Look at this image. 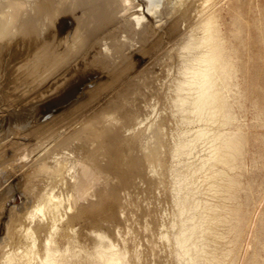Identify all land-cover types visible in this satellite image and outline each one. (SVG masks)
<instances>
[{
	"label": "bare ground",
	"instance_id": "6f19581e",
	"mask_svg": "<svg viewBox=\"0 0 264 264\" xmlns=\"http://www.w3.org/2000/svg\"><path fill=\"white\" fill-rule=\"evenodd\" d=\"M140 1L0 0V67L3 54L13 51L14 59L22 62L16 69L19 67L24 82L31 86L29 88L39 91L35 90L40 93L41 102L71 88L85 94L80 102L62 110L61 114L55 111L59 115L51 116L43 124L34 122L28 127V106L19 112H11V115L16 114L12 120L22 125V129L15 137L5 136L0 143V174L9 175L11 181H16L17 194L23 195L24 201L21 210L16 207V214L12 209L10 217L7 216V211L9 215L12 213L9 208L0 209V264H250V259H254L255 253L251 258L247 256L250 241L244 240L252 229L255 216L247 209L250 191L241 196L235 174L242 165L248 134L238 125L235 110L243 107L250 91V107L255 109L256 117L264 127V0H256L250 20H241L238 9L230 4L226 9L233 14L226 32L220 23L223 10L220 4L224 0H174L171 10L167 11L155 9L159 5L151 6L152 9L147 7V14L159 12L163 15L166 12V17L162 16L166 18V24L161 22L162 17L160 22L155 21L153 15L156 14L145 17L146 14L140 10ZM147 2L150 5L160 1ZM65 16L70 18L66 20V27L69 25L70 30L63 38L54 39L49 26L57 22L60 25L58 19ZM182 25L183 30L180 29ZM242 31L248 33L247 36L242 37ZM164 32L175 34L171 38L175 41L171 45L168 43L172 53L167 56L170 52L167 46V54H163L166 56L162 55L165 59H160L164 62L168 57V60L174 59L178 63L175 78L172 84L169 82V94L164 99L170 111L168 114L175 116L178 127H181L166 155L160 152L164 146L161 139L164 138L159 136L158 128L152 127L153 130L149 127L154 131L150 134L152 137L149 135L151 139L140 144L138 136L143 122L138 119L136 109L128 110L133 108V101L128 98L139 96L141 81L135 79L130 83V77L124 75L129 67L126 66L129 53L134 52V47L141 48L149 43V39L160 37ZM17 35L20 37L15 40ZM242 46H250L249 87L242 86L237 77L244 66L240 59ZM73 66L75 73L95 68L98 72L93 73L97 75L115 73L117 79L122 74L128 81L127 86L120 82L125 87L121 94L98 108L96 102L102 98L100 96L107 86L98 83L93 87H83V82L90 78L82 82L73 80L68 84L69 78L64 75L70 71L65 67L71 69ZM110 68L109 73L107 69ZM161 69V74L167 70ZM42 95L46 96L41 98ZM74 97L75 93H72L66 100ZM166 115L163 116L162 112L163 118H167ZM149 118L155 119L156 116ZM160 122L164 127L166 122ZM150 125L146 123V127ZM191 125L197 126L195 130H189ZM182 126L191 128L183 129ZM166 139L168 144L173 140ZM200 143L206 145L207 153L205 149L204 153L200 152L201 149L198 152L201 156L205 154L204 157L194 163L195 158L191 155L192 164H183ZM251 145L264 149V133L254 137L250 135ZM193 153L196 154V150ZM168 173L173 175L171 182L165 180ZM154 179L160 180V186ZM140 183L145 184V187L141 185L146 193L142 196L141 191L143 198L137 196L140 195L137 191ZM157 191L163 197L166 192L172 194L173 210H170L168 222L161 217L163 214L157 216V207L156 211L152 208V201L162 197L156 196ZM203 194L208 198L205 195L201 198ZM17 199L18 196L5 206ZM145 200L148 203H144ZM139 203L152 206H148L152 208L150 210L141 208L145 209L144 218H149L142 224L144 228L138 229V233L140 229L147 233H143L145 241L141 243L145 246H137L135 237L130 236L135 226L131 227L133 233L126 227L132 220L125 224L130 233L127 239L118 235L119 244L110 241L113 234L111 232L110 238L107 237L108 234L102 231L103 225L108 228L118 220L122 210L134 209L135 212V208L141 205ZM164 204L156 206L162 210ZM257 206L254 203L253 208ZM164 211L165 208L162 213ZM134 212H126L127 217ZM5 214L8 218L3 224L1 219L6 217ZM157 217L164 220L160 218L159 223ZM114 227L115 235L121 233H117L118 227ZM262 230L264 235V228Z\"/></svg>",
	"mask_w": 264,
	"mask_h": 264
},
{
	"label": "rangeland",
	"instance_id": "374dc122",
	"mask_svg": "<svg viewBox=\"0 0 264 264\" xmlns=\"http://www.w3.org/2000/svg\"><path fill=\"white\" fill-rule=\"evenodd\" d=\"M160 2H158V3H156V4H151L150 3V5H149V2H147V0H141L140 2V10L142 11V12H144V14H146V16L145 17H147V15H149V14H147L146 12L148 11L147 10V7L150 9L151 8V6H152V8L154 7L153 5H155V6H157V5H159V6H157V7H155V9L156 8H158V10H160V9H162V10H164V9H166V11L167 10H171L170 8L173 6V2H174V0L172 1V0H159ZM171 1H172V3H171ZM230 1V2H229ZM148 3V4H147ZM171 3V4H170ZM223 3V4H222ZM220 5H221V7H223V10H221V13H220V23H221V28H222V30L224 31V32H226L227 31V29L230 27V23H231V15L233 14V13H229L228 11H227V7H229L230 6V4H232L234 7H236L238 10H240V11H238L237 10V12H238V14L240 15V19L241 20H245V19H247V20H250V16H251V12H252V8H254V6H255V4H256V0H224L223 2H222ZM163 4V5H162ZM169 4H170V6H169ZM161 5V6H160ZM161 7H163V8H161ZM169 7V8H168ZM151 8V9H152ZM152 14H156L155 16L153 15V17H154V19H155V21H157V22H160V17H162V16H164V17H166V12L164 13L163 12V15L162 14H160L159 15V12H154V13H152ZM152 14H150L151 16H152ZM159 16V17H158ZM164 17H162L163 18V20H161V22L163 23V22H167V20H166V18L164 19ZM67 18H68V20H67ZM149 18V17H148ZM69 16L67 17V16H65V17H62V18H60V19H58V21H60L61 23H60V25L58 24V22H57V24H55V25H51V26H49L50 28H52V29H50V30H52V31H50L49 29V32H51L54 36V39L56 38H60L61 39V37L63 38L68 32H69V30H70V26L69 25H67V27H66V20L67 21H69ZM166 22L164 23V24H166ZM242 22V21H241ZM57 26V27H56ZM61 26H63V27H61ZM65 26V27H64ZM61 27V28H60ZM183 28H184V26L182 25L181 27H180V29H182L183 30ZM58 31H57V30ZM48 30H46V31H44L43 32V34H42V36H45V32H47ZM56 30V31H55ZM55 31V32H54ZM55 33V34H54ZM165 33H168V35H166ZM57 34V35H56ZM162 34V33H161ZM170 34V35H169ZM242 37H245V36H247V34L248 33H246L245 31H242ZM164 35V36H163ZM250 35V34H249ZM42 36L40 37V39L42 38ZM171 36V37H170ZM175 36V34H171V32H164L162 35H160V37L159 36H155V37H153V39H149L150 41H149V43H147L146 45H143L141 48H140V46H138V48L136 47H134V52H132V54H130L129 53V58L131 59L130 61H128L129 60V58H128V60H127V62H126V66H129L128 67V69H126V71L124 72V75H128L130 78V80H128V81H130V83L132 82V81H134L135 79H138L139 80V82L141 81V83L139 84L140 85V87H139V89H140V94H139V96H134V97H132V99L131 98H128V99H130V101H133L132 102V106H133V108H131V109H129L128 108V110L129 111H132V110H134V109H136V112H138V113H136L137 114V116H138V119L140 120V121H142L143 122V125H142V132H139V133H141V134H139V136H138V138H139V140H140V144H145L146 142L145 141H147V139L148 140H150L151 138L149 137V135L151 134V132H152V134H153V130H155V129H153V128H158L159 130H158V132L160 133L159 134V136H161V138H164V139H161L162 140V144H164V146L162 145L161 146V149H162V151H161V149H160V152L161 153H163V154H165L166 152H167V154H168V151L170 150L169 148H171L170 147V145L172 146V144H173V141L174 140H176V136H178V132H180V131H178L179 130V128H180V130H181V127H178V125H177V119H176V117L175 116H171V115H169L170 114V111H169V109L167 110V108H168V106H167V102H166V100L164 99V98H166L167 96H168V94H169V90H168V88L171 86L170 84H172L171 82H172V80L175 78V76L174 75H176V70H177V65H178V63L176 62V60H174V59H169L168 60V57H166V59H167V61L166 60H164V62L160 59V58H164L166 55H163V54H167V53H165V52H167L166 51V48L165 47H167L168 46V48H167V50H170L169 48H172L171 46H169V45H171L172 43H174V42H172V41H175V39L173 40V39H171V38H173ZM19 37L20 36H18L17 35V37L15 38V40L17 39H19ZM155 38V39H154ZM161 38V39H160ZM166 38H167V40H166ZM165 41H164V40ZM161 41V43H160V41ZM171 42H170V41ZM158 42L160 43V45L162 44V46H160V45H158ZM151 43H152V45L154 46H151ZM167 44V45H165V44ZM168 43H169V45H168ZM157 46H156V45ZM145 47V48H144ZM153 47V48H152ZM159 47V48H158ZM157 48V49H156ZM162 48V49H161ZM136 49H138V51H135ZM143 49H146V50H143ZM151 51H150V50ZM160 49V50H159ZM142 50V51H141ZM154 50V51H153ZM156 50V51H155ZM159 50V51H158ZM165 50V51H164ZM150 52L149 54L147 53V52ZM13 51H10L9 53H7V55L6 54H3V56H2V59H1V67H0V143H1V141L2 140H4V137L5 136H9L10 138H12V137H15L16 136V134H18L19 132H20V129H22V125H20L16 120H12V117H13V115H16V114H13V115H11L12 113H15V112H19V111H21L22 109H24V108H27L26 106H28V109H27V112L29 113V116H28V118L29 119H27V121H28V127L29 126H31V125H33L32 123H38V124H43V123H45L46 121V119H48V120H50L51 119V116L52 117H54L55 115L57 116V115H59V114H61L62 113V110L63 111H65V109L67 110V108L69 107H72V106H74L76 103H78V102H80L83 98H84V96H85V94L84 93H77L78 91H75V88H71V89H68V90H66L65 92H63L62 94H60L59 96H56L55 98H51V99H49V100H46V101H42L41 102V100H40V93H36V91H38V90H36V89H32V88H29V86H30V84L29 83H26V82H24V76L23 75H20L21 74V71H19L20 69H19V67H17V69H16V66H20L21 65V61L19 62L18 60L16 61V59H14V55H12V54H15L14 52L12 53ZM136 52H139V53H136ZM140 52H142V53H140ZM154 52H156V53H154ZM161 52V53H160ZM133 53H135V55H133ZM170 53H172L171 52V50H170V52L168 53V55L167 56H169L170 55ZM138 54V55H137ZM141 54H143V55H141ZM146 54V55H145ZM150 54H152L151 56L152 57H154V59L150 56ZM9 55V56H8ZM132 55V56H131ZM164 57H163V56ZM126 56V55H125ZM159 56V57H158ZM11 57V58H10ZM132 57V58H131ZM146 57V58H145ZM160 59H158V58ZM7 58V59H6ZM145 58V59H144ZM152 58V59H151ZM155 59H158V60H155ZM165 59V58H164ZM240 59L242 60L241 61V63L242 64H244V66H243V68L241 69V72H238L237 73V77H238V80H239V82H241V84H242V86H247V87H249L250 86V46H247V47H240ZM126 60V59H125ZM153 60V61H152ZM161 61V62H160ZM171 61H173L172 63H171ZM175 61V62H174ZM7 62V63H6ZM15 62V63H14ZM147 62H149V63H147ZM164 64H163V63ZM3 63V64H2ZM10 63V64H9ZM17 63V64H16ZM153 63V64H152ZM169 63H171L170 65H171V68H170V65L168 66V64ZM12 64V65H11ZM132 64V65H131ZM166 64H167V66H166ZM156 65V66H155ZM162 65V66H161ZM176 65V66H175ZM152 66V67H151ZM173 66V67H172ZM143 67V68H142ZM146 68V70H145V68ZM148 67V68H147ZM160 67L165 71L164 73H162L163 75L165 74V78L163 77V75L161 74V72H160ZM165 67V68H164ZM11 68H13V69H11ZM68 68V67H67ZM66 67H65V69L66 70H69L70 72H66L65 73V75H64V77H66V78H69V79H67L68 80V84L69 83H71L73 80L76 82V81H79V82H82L83 80H88L89 78H90V80H88V82L87 81H84L85 82V84H84V82H83V84H82V86L83 87H93V86H95L96 84H98V83H103L104 85L103 86H107L106 88H105V92H104V94L102 95V96H100V97H102L101 99H98V102H96V107H98V108H101V106H104L103 104H105L104 102H108V101H110V100H114V98H115V96H118L119 94H121L120 92L121 91H123L124 90V88L127 86V83H128V81H127V79H124L125 78V76L123 75L122 76V74L120 75V76H117V79L115 78L116 77V75H115V73H112V75L111 74H107V72L105 73V75L106 76H104V74L103 75H97V74H94V73H96V72H98L97 71V69H87V70H83V71H78V72H74V66L71 68V69H67ZM151 68H153V69H151ZM174 68V69H173ZM64 69V68H63ZM148 69V70H147ZM161 69V71H163ZM10 70V71H9ZM72 70V71H71ZM133 70H135L136 72H134ZM150 70V71H149ZM2 71V72H1ZM63 71H65V70H63ZM94 71H96V72H94ZM107 71H109V73H110V71H111V68H110V70L109 69H107ZM128 71L130 72V73H128ZM132 71V72H131ZM141 71V72H140ZM175 71V72H174ZM82 72V73H81ZM92 72V73H91ZM94 72V73H93ZM138 72H140L139 74H140V76H138ZM167 72H169L168 74H167ZM70 73V74H69ZM75 73V74H74ZM90 73V74H89ZM134 73V74H133ZM143 73V74H142ZM152 73V74H151ZM72 74V75H71ZM94 74V75H93ZM15 75V76H14ZM135 77H134V76ZM137 75V76H136ZM156 76V77H154L155 79H154V81L155 82H153V78H152V76ZM170 75V76H169ZM110 76V77H109ZM127 76V77H128ZM168 76V77H167ZM18 77V78H17ZM101 77V78H100ZM109 79H108V78ZM141 77V78H140ZM143 77V78H142ZM144 77H145V79H144ZM12 78V79H11ZM132 78V79H131ZM146 78H148V79H146ZM159 78H161V79H159ZM14 79V80H13ZM20 79V80H19ZM111 79H113L112 80V82L110 81ZM120 79H121V81H120ZM123 79V80H122ZM151 79H152V81H151ZM156 79H157V82H156ZM169 81H168V80ZM143 80H145L144 82H143ZM99 81V82H98ZM101 81V82H100ZM106 81V82H105ZM115 81V82H114ZM153 83V85H152V83ZM167 81V82H166ZM18 82V83H17ZM125 86H123L121 83ZM135 82V81H134ZM169 82H170V84H169ZM106 83H109V84H106ZM144 83V84H143ZM147 83V84H146ZM151 83V84H150ZM166 83V84H165ZM13 84V85H12ZM22 84V85H21ZM119 84V85H118ZM162 84V86H160ZM169 84V85H168ZM88 85V86H87ZM93 85V86H92ZM108 85H110V86H108ZM118 85V86H117ZM156 87H155V86ZM143 86L145 87V88H143ZM155 89V90H153L152 89V87ZM160 86V87H159ZM31 87V86H30ZM142 87V88H141ZM149 87V88H148ZM151 87V88H150ZM109 88V89H108ZM149 90H148V89ZM157 88H161L160 89V93H159V89H157ZM164 88V89H163ZM115 89V90H114ZM117 89V90H116ZM145 89V90H144ZM17 90V91H16ZM36 90V91H35ZM107 90H111L110 92L109 91H107ZM114 90V91H113ZM120 90V91H119ZM142 90H144V91H142ZM148 90V91H147ZM156 90H158L156 93L157 94H153V93H155V92H153V91H156ZM33 91H35V92H33ZM146 91V92H145ZM164 91V92H163ZM39 92V91H38ZM149 93V94H146V93ZM22 95H21V94ZM25 93V94H24ZM35 94V96H33V94ZM72 93L74 94L75 93V97H74V103H72V104H70L69 106H67V107H65V108H63L62 110H54V109H52V108H54L56 105H58V104H61L62 102H64L65 100H66V97H68V96H70V95H72ZM111 93H112V95H111ZM167 93V94H166ZM81 94V95H80ZM105 94H106V96H105ZM118 94V95H117ZM144 96H143V95ZM146 94V95H145ZM47 95V94H46ZM46 95H42V97L41 98H43V97H45ZM63 95V96H62ZM111 95V96H113L112 97V99H111V96L109 97V96ZM150 96V97H148V96ZM151 95H154V96H152L151 97ZM160 95V96H159ZM164 95V96H163ZM11 96V97H10ZM66 96V97H65ZM105 96V97H104ZM144 98H146L147 100L146 101H144V99L142 98V97ZM147 96V97H146ZM13 97V98H12ZM59 97V98H58ZM76 97H78V98H76ZM104 97V98H103ZM109 97V98H108ZM140 97L142 98V100L140 99ZM9 98H10V100H9ZM28 98V99H27ZM39 98V99H38ZM107 98V99H106ZM139 98V99H138ZM153 98V99H152ZM30 99V100H29ZM73 99V98H72ZM106 99V100H105ZM15 100V101H14ZM152 100V101H151ZM232 98H230L229 99V101L230 102H232ZM22 101V102H21ZM28 101V102H27ZM27 102V103H26ZM103 102V103H102ZM136 102V103H135ZM151 102V103H150ZM23 103H25V104H23ZM36 103V104H35ZM100 103H102V104H100ZM153 103H154V105H153ZM6 104V105H5ZM140 104V105H139ZM145 104V105H144ZM147 104V105H146ZM150 104H151V107H149L150 106ZM139 105V106H138ZM149 105V106H148ZM49 106V107H48ZM143 106V107H142ZM144 106H145V111L143 110L144 109ZM160 106V107H159ZM8 107V108H7ZM44 107V108H43ZM135 107V108H134ZM146 107H149V108H146ZM165 107H166V109H165ZM15 108H17V109H15ZM32 109V110H31ZM35 109V110H34ZM140 111H139V110ZM149 111H148V110ZM151 109V110H150ZM152 109H153V111H152ZM163 109V110H162ZM42 110V111H41ZM14 111V112H13ZM59 112V114L58 113H56V112ZM147 111V112H146ZM155 111H156V113H155ZM169 111V112H168ZM12 112V113H11ZM32 112V113H31ZM52 112V114H50ZM55 112V113H54ZM141 112V113H140ZM149 112H151V114L149 115ZM162 112H163V116H165L166 114L168 115H166V117L167 118H163V116H162ZM164 112H167V113H165L164 114ZM235 112H236V121H237V123H238V125H240V126H242L243 128H244V130L247 132V134H248V137H247V144H246V146H245V148H244V154H243V156H242V165H241V168L240 169H238V170H236V172H235V174H236V178H238V181H239V188H240V190H241V196L242 197H244L245 196V192L246 191H250L249 192V205H248V207H247V209L250 211L251 210V213L253 214V224H252V226L250 227V231H248L247 233H246V235H245V237H244V240L245 241H250V247H249V249H248V254H247V256L249 255V258H251V256H252V254L253 253H255V257H254V259H250V264H264V235H262L261 234V231H263L262 229L264 228V166H263V164H264V149L262 148V146H250V135H252L253 137L256 135V134H263L264 133V127L263 126H261L260 125V118H258V117H256V111H255V109H253L252 107H250V91H249V93H248V95H247V97H246V99H245V101L243 102V107H241V108H236V110H235ZM34 113V114H33ZM41 113V114H40ZM133 113H134V111H133ZM140 113V114H139ZM144 113H146V115H147V117H145V116H143V114ZM154 113V114H153ZM157 113H160L159 115L160 116H158V114ZM169 113V114H168ZM3 115V117H2V115ZM6 114V115H5ZM142 114V115H141ZM8 115V116H7ZM33 115V116H32ZM140 115V116H139ZM145 115V114H144ZM149 115V116H148ZM156 116V118L154 119V118H149V117H152V116ZM9 116H10V118H9ZM33 118H32V117ZM40 116H43V117H40ZM40 117V118H39ZM50 117V118H49ZM142 118V120L140 119V118ZM161 119V120H159V118ZM168 117H169V119H168ZM144 118H145V120H146V118H147V120L145 121L144 120ZM150 119V120H149ZM156 119L160 122V121H163V122H166L163 126L164 127H162L161 125H162V123L160 122H158V121H156ZM3 120V121H2ZM42 120H44V122H42ZM47 120V121H48ZM151 120H153V124L151 123ZM156 122H155V121ZM26 121V122H27ZM150 121V122H149ZM31 122V123H30ZM157 122H158V124H157ZM25 123V122H24ZM146 123H148V125H150V126H147L146 127ZM168 123H170V124H168ZM145 125V126H144ZM154 125H156V126H154ZM160 125V126H159ZM165 125H166V127H165ZM169 125V126H168ZM174 125H175V127H174ZM145 127V129H143ZM149 127H153L151 130L152 131H150V129H149ZM168 127H170V128H168ZM192 127V128H191ZM191 127H184V126H182V128L183 129H189V128H191V129H189V130H195V128L197 127V126H195V125H191ZM195 127V128H194ZM14 128V129H13ZM147 128V129H146ZM163 128V129H162ZM178 128V129H177ZM141 129H140V131H141ZM163 131H162V130ZM175 129H177V130H175ZM157 130V129H156ZM145 133V135H144V133ZM149 133V134H148ZM169 133H170V135H169ZM175 133V134H174ZM151 134V135H152ZM161 134H164V135H161ZM171 134H172V136H171ZM177 134V135H176ZM14 135V136H13ZM146 135H148V136H146ZM150 135V136H151ZM1 137H3V138H1ZM146 137V138H145ZM147 137H149V138H147ZM152 137V136H151ZM166 138H169L170 140H172V141H169L170 143L168 144V142H166L165 143V140L166 141H168V139H166ZM175 138V139H174ZM175 142V141H174ZM165 144H166V146H165ZM169 145V146H168ZM202 145V146H201ZM198 146L199 147H195V149L193 150V151H195L196 150V154H197V157H195L196 156V154L195 153H193L192 154V152H191V154L190 155H188L189 156V158L187 159V161H185V162H183V164L185 163L186 164V162L188 163L187 165H189L191 162H192V160H191V155H193V157L195 158L194 160H193V162L195 161H197L198 159H200V158H202V157H204V155L205 154H203V156H201L202 154H200V156H199V154H198V152H199V150H200V152L202 151V153H204V149H205V153H207V151H206V145L204 144V143H200V144H198ZM164 147V148H163ZM201 147V148H200ZM197 148H199V149H197ZM168 149V150H167ZM203 149V150H202ZM165 151V152H164ZM166 155V154H165ZM187 156V157H188ZM186 159H183V160H186ZM193 159V158H192ZM190 162V163H189ZM194 162V163H195ZM192 164V163H191ZM173 165H175V164H173ZM180 166V165H179ZM169 174V173H168ZM165 175V180H166V182L169 180V182H171L172 181V179H173V175ZM8 176V177H7ZM0 209H1V207H2V209H4V208H9L10 209V212H12V213H10V215H9V212L7 211V216H11V214H13V210H15L14 211V214H16L17 212H18V210L16 209V207L18 208V209H20L21 207L20 206H22L23 205V201H24V196L23 195H18L17 193L19 192V188H15V186L17 185L16 184V181H11V179L9 178V175H2V174H0ZM169 178H171V179H169ZM12 183H11V182ZM154 181L157 183L156 185L158 186V184H159V181L157 182L155 179H154ZM7 184H6V183ZM10 182V183H9ZM138 185H140L139 186V188L137 189V191H138V193L140 194V195H137L138 197H142V196H146V193L144 192V188L143 187H145V184H142V183H140V184H138ZM141 185L143 186V187H141ZM14 186V189L12 188ZM159 186H160V184H159ZM4 187V188H3ZM11 187V188H10ZM16 187H18V185L16 186ZM11 190V189H13V190H9V189ZM143 188V189H142ZM18 189V190H17ZM5 190V191H4ZM6 190H8V192L6 191ZM143 190V191H142ZM3 191V192H2ZM14 193H13V192ZM15 191H16V193H15ZM18 191V192H17ZM141 191H142V196H141ZM13 194H12V193ZM157 195L156 196H162V193L159 195V192L157 191ZM11 195V196H8V195ZM14 195V196H13ZM167 195V196H166ZM166 195L164 196L165 197V201L163 200V196L161 197V198H159L158 200L159 201H161V203L158 201V200H156L157 198H155V200H154V202L152 201V203L153 204H151V205H153L154 207H152L151 205H150V203L148 204V206L150 205L152 208H156V209H158L157 211H156V209H155V211H156V214H157V216H161L162 214V218H164L165 217V220L164 219H162L161 217V220L163 221H166V222H168V220H169V214H170V210H171V212H172V206H171V200H172V194L170 195V192H166ZM204 195L205 194H203V195H201L202 197L201 198H205L206 197V195H205V197H204ZM18 196V198L19 199H17V200H14V202L13 203H11L9 206L11 207H9V206H5V205H7L8 204V201H10V202H12L13 201V199H15V197H17ZM170 196V197H169ZM240 196V197H241ZM8 197H11V198H8ZM166 197H168V198H166ZM143 198V197H142ZM206 198H208V196L206 197ZM7 199V200H6ZM154 199V198H153ZM152 199V200H153ZM166 199H169V200H166ZM241 199V198H240ZM19 200V201H18ZM147 200V199H146ZM145 200V202L144 203H146L147 201ZM163 200V201H162ZM7 201V203L6 204H4L5 202ZM155 201H156V204H154L155 203ZM168 201H169V204H166V203H168ZM261 201V202H260ZM20 202H22V204L20 203ZM157 202H159V203H157ZM163 202H165V204L163 203ZM144 203H139V205L140 206H142V207H140V206H138V207H136L135 208V212H134V209H131V211H130V209H129V211H127V210H122V212L124 213V215H123V213L122 212H120V215L123 217H121V216H119L118 217V220H116V221H114L113 223H111L110 224V226H108V228L105 226L104 227V225H103V227H102V231L103 232H105L106 234H108L107 235V237H109L110 238V236L113 234V237L111 236V238L109 239L110 241H112V242H114V243H118L119 241H120V239L119 238H117V236L119 235H123V236H120V238H124V236L126 237H128L129 236V234L130 233H133L132 231H134L132 228V226H135L134 227V229H135V231L137 232V234H135V231H134V233L133 234H130V236H132V237H135V240H136V243H137V246H139L140 247V245H141V247H144L141 243L143 242V241H145L143 238H144V236L145 235H147V233L145 232V231H143L142 229H140V232H141V230H142V234H143V236H141L142 234H140V232L138 233V229L139 228H144V226H142V224L144 223L145 224V222H146V220H147V218L148 217H145L144 218V215H142L143 213H144V211H145V209H147V210H150V209H152L151 207H148L146 204H144ZM148 203V202H147ZM254 203H255V206L256 205H258L257 206V208H253V205H254ZM162 205V204H164L162 207V210L160 209L161 207V205L160 206H156V205ZM259 204H261V206L259 205ZM3 205V206H2ZM16 205V206H15ZM5 206V207H4ZM13 206H14V208H13ZM144 206V207H143ZM167 206V207H166ZM168 207L169 208H171V209H169L168 210ZM138 208H140V212L138 213ZM141 208H145V209H141ZM150 208V209H149ZM164 208H165V211L167 210V212L165 213V211L162 213V211L164 210ZM13 209V210H12ZM256 209H258V210H256ZM260 209V210H259ZM21 210V209H20ZM132 210H133V212H134V215H136V216H134L133 214H131L129 217H127L128 215H126L128 212H131V213H133L132 212ZM256 210V211H255ZM143 211V212H142ZM151 211H154V210H151ZM154 211V212H155ZM160 211V212H159ZM168 211H169V213H168ZM127 212V213H126ZM137 212V213H136ZM258 214H257V213ZM136 213V214H135ZM158 213H160V214H158ZM256 213V214H255ZM6 214H5V216H6ZM140 214V215H139ZM142 215V216H141ZM165 215V216H164ZM166 215H168V216H166ZM3 217L2 219H1V222L4 224L5 222H6V218H8V217ZM141 218H139V217ZM0 217H1V215H0ZM127 217V218H126ZM133 217H136V218H133ZM142 217L145 219V220H142ZM166 217H168V218H166ZM119 218H120V220H119ZM122 218V219H121ZM160 218L159 217H157V219L159 220L158 222L160 223ZM133 219H135L134 221L136 222L137 220V224L133 221ZM149 219V218H148ZM127 220L129 221H131V222H127ZM255 220V221H254ZM122 221H124L123 223H124V225L122 224ZM131 223L130 225H128L127 223ZM142 222V223H141ZM166 222H161V223H166ZM133 223V224H132ZM115 224H117V225H115ZM125 224H127V225H125ZM135 224V225H134ZM143 224V225H144ZM102 225V224H101ZM116 226V227H118L117 228V233L118 232H121V233H123V234H121V233H119V234H117V235H115V231H116V228L114 227V226ZM138 225V226H137ZM97 226H99V225H97ZM122 226H123V228L125 229H123L122 228ZM127 226V227H126ZM141 226V227H140ZM100 227V226H99ZM112 227V228H111ZM128 228V230H129V232L126 230V228ZM132 227V228H131ZM136 227H138V228H136ZM109 228L111 229V230H109ZM114 228V229H113ZM121 228V229H120ZM118 230H120V231H118ZM122 230V231H121ZM132 230V231H131ZM108 233H107V232ZM113 231H114V233H113ZM127 231V232H126ZM111 232H112V234H111ZM138 234H140V235H138ZM135 235V236H134ZM138 235V236H137ZM139 236H140V238H142V241L140 240V238H139ZM116 237V238H115ZM127 237H126V239H127ZM138 237V238H137ZM116 239V240H115ZM140 240V242H139V240ZM117 240H119V241H117ZM128 240H130V237L128 238ZM134 240V241H135ZM140 243V244H139ZM145 243V242H144ZM119 244V243H118ZM139 244V245H138ZM146 244V243H145ZM255 248V249H254Z\"/></svg>",
	"mask_w": 264,
	"mask_h": 264
},
{
	"label": "water",
	"instance_id": "95a60500",
	"mask_svg": "<svg viewBox=\"0 0 264 264\" xmlns=\"http://www.w3.org/2000/svg\"><path fill=\"white\" fill-rule=\"evenodd\" d=\"M74 100H75L74 98L73 99L70 98L68 100H65L64 102H62L61 104L56 105L52 109H54V110H62L63 108H65V107L69 106L70 104H72L74 102Z\"/></svg>",
	"mask_w": 264,
	"mask_h": 264
}]
</instances>
